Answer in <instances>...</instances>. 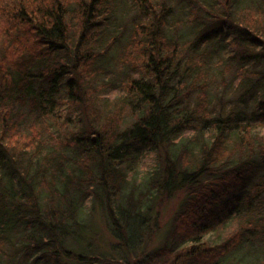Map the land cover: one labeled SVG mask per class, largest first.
Masks as SVG:
<instances>
[{"label": "trees", "instance_id": "16d2710c", "mask_svg": "<svg viewBox=\"0 0 264 264\" xmlns=\"http://www.w3.org/2000/svg\"><path fill=\"white\" fill-rule=\"evenodd\" d=\"M223 41L239 52L215 60ZM238 55L264 64V0H0V262L15 243L29 264H222L240 232L212 236L264 164V84L249 120L247 89L210 112L214 69ZM86 191L111 257L92 250ZM180 191L188 228L141 260L156 205Z\"/></svg>", "mask_w": 264, "mask_h": 264}, {"label": "rangeland", "instance_id": "374dc122", "mask_svg": "<svg viewBox=\"0 0 264 264\" xmlns=\"http://www.w3.org/2000/svg\"><path fill=\"white\" fill-rule=\"evenodd\" d=\"M212 2L213 1H211V3ZM185 16V13H181L178 15L180 19H185ZM234 36L235 35H230V38ZM210 48L212 57L215 60H217L219 56H227V54L231 55L232 53L229 52H234L235 49H237L238 51L239 49L238 47L235 48L233 45H225L224 41L212 44ZM241 64H244V62L241 60L240 55H238V57H233L231 61L229 60L228 64L225 67L223 65H220L219 68L217 67L216 69H214L212 77L213 80H209L211 82L209 87V95L211 100L210 112H213V115H215V113H217L222 106L227 107L233 104L234 101H237V99L244 93L246 89V93H248L250 91L249 85L254 86V84H256L255 81L264 84V74L262 75V72H264V64H261V66L247 64L243 70L240 69ZM118 75L122 76L124 75V73H120ZM254 97L255 95L253 97H250L249 93L246 97H244L247 100L243 101V109L245 110L243 114L248 120L254 113V109H256ZM214 123L215 122L212 121V124ZM253 124V134L264 135V122H257ZM192 129L194 131V128ZM206 129H209V124L206 126ZM193 131L187 130V133ZM243 142L244 145H242V147H244L246 144L245 140ZM234 143H231L230 145L231 147L236 148L234 152L235 154H233L232 156L233 161L238 159L240 155L239 152L241 151L239 146ZM257 157H259V155H257ZM252 181L255 183H262V189H258L261 187V185L256 189L250 187L247 189L248 194H242L238 198V203L236 205H234V201H231V206L233 207L228 211V215L223 218V226L219 227L217 234H213L212 236L214 240L217 238V240L220 241L224 239L227 234L237 231L240 232L242 245H240V248H238L237 250L231 252L228 257H224V259L222 260V264H236V262L238 261H240L239 264H248V262H257L259 258L264 259V218H262L264 216V164L262 168L252 177ZM90 198L91 196L88 194V191L79 194V201L81 200L82 205L89 206L90 210H93V222L90 223H94V227L98 229V231L96 232V237L94 241H92L93 243L91 242V244L93 245L92 250L98 251V249H100L102 251L103 249L105 251H108L106 254H109V256L111 257L110 254L113 249V245L116 244V240L112 237L111 232H109L107 228L109 226L107 225L108 222L105 218V213L101 212L99 208H96L97 206L93 207L92 203L90 202ZM186 199L187 193L185 191H180L171 199H165L161 201L160 204L158 203V205H156V211H158V214H155V216L149 219L150 226L148 227V230H145V234L143 233L144 247L147 249H145L144 252L139 250V252L137 253L141 260L147 256L148 252L155 250L166 242H170L175 235L176 230H185V228H188V222L191 221L192 218L188 217L187 220L189 221L186 220L184 224H182L181 222L178 223L176 219L177 216L181 214V211L184 210L183 207L185 206ZM195 220L198 223H201L203 221L202 218H194V221ZM254 225L257 227L256 229L254 228ZM23 228L24 226H21L18 230L22 232L24 230ZM181 230H179V233ZM14 244L15 243L7 247L6 254L8 255V257H4L2 262L0 263L29 264V259H26L23 252L21 253V251L18 250L17 254H15L14 250L17 247H13ZM75 248L79 249L78 246H76ZM119 249L122 250L121 247ZM137 251L138 249L133 248L134 253ZM122 252L123 250L121 251V253ZM144 253H146V255ZM123 254L125 253L123 252ZM155 262L156 264H160L162 260L161 258H156ZM60 264L77 263H67L66 261H63Z\"/></svg>", "mask_w": 264, "mask_h": 264}]
</instances>
